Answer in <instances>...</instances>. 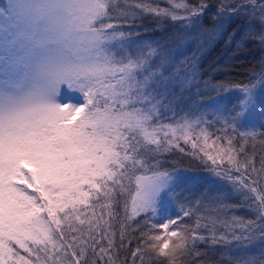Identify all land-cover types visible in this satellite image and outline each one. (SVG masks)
I'll use <instances>...</instances> for the list:
<instances>
[{"label":"snow or ice","instance_id":"1","mask_svg":"<svg viewBox=\"0 0 264 264\" xmlns=\"http://www.w3.org/2000/svg\"><path fill=\"white\" fill-rule=\"evenodd\" d=\"M118 7V0H9L0 7V264H120L119 250L125 240L131 242V232L139 230L131 222L141 213L154 216L164 197L174 195L188 179L176 167L162 170L157 159L173 150L184 153L181 141L191 145L190 155L212 176L228 179L238 191L256 194L249 197L256 219L220 220V207L211 209L216 216L198 214L200 200L181 205L183 217H195L194 225L179 223V216L151 224L147 232L141 231L132 264L137 259L145 264L148 253L164 258L166 264L179 260L195 264L207 255L195 251L198 241L210 246L235 244L240 255L230 264H264V248L243 251L253 232L264 234V192L252 187L264 175V155L257 169L254 157L238 159L244 147H236L235 136L210 131L218 123L222 128L217 132L235 133L242 141L252 138L254 133L239 129L251 123L258 110L257 85H215L224 93L235 92L238 101L231 109L216 105L210 113L213 121L185 116L171 124L157 123L159 114L144 92L148 78L143 83L137 79L147 70L145 61L125 53L122 25L111 22L135 19L136 12H117ZM171 7L170 11L148 3L126 5L173 21L198 19L208 5L200 3L185 17L175 14L189 10L183 0ZM228 7H218L221 19L212 34L236 15L248 17L249 24L255 20L264 29V0H241L226 13ZM259 42L264 44V32ZM249 75L259 76L258 83L264 84V58L261 72ZM75 93L82 99L62 102ZM260 111L264 118V109ZM233 169L254 173L257 179L250 183L239 175L233 179ZM125 180L132 190L126 189ZM126 191L124 216L116 231L112 221L117 214L112 209L118 204L117 193ZM101 199L107 203L101 204ZM81 206L108 209V219L103 212L81 219ZM218 226L225 229L219 236Z\"/></svg>","mask_w":264,"mask_h":264},{"label":"trees","instance_id":"2","mask_svg":"<svg viewBox=\"0 0 264 264\" xmlns=\"http://www.w3.org/2000/svg\"><path fill=\"white\" fill-rule=\"evenodd\" d=\"M5 1L0 0V5H4ZM159 2L162 1L160 0L156 4ZM183 2L188 5L189 10H175V14L180 17L190 15V10L198 8L200 3H204L208 7L198 19L173 21L170 17L144 15L135 8H126L128 4L144 3L142 0H118L117 12L120 10L136 12L137 18L111 22L121 24V28H125L123 32L133 34L138 41L146 42L150 48L149 53L152 54L148 53L144 58L147 70L143 71L142 75H138L137 79L143 83L144 77L148 78L144 85V92L149 96L159 114L156 117L157 123L168 124L185 116L189 119L204 116L207 120L213 121L214 117L210 113L214 110L212 104L216 100H226L227 103L231 99L238 101L235 92L224 93L215 89V85L222 83L231 86L256 84L255 99L258 110L253 113L251 123L245 122V126L239 129L252 132L255 135L243 141L235 133L229 132V136H235L234 142L238 149L241 145L244 147V153L239 155L238 159L244 161L254 157V166L259 169L260 158L264 155V118L260 111V109H264V84L258 83L259 76L253 78L249 74L261 72L264 44L259 42V38L264 29L257 21L253 20L249 24L248 17L236 15L226 18L224 29L212 34L210 30L221 19L217 15L218 7L222 4L229 5L228 8H225L227 13L236 4L241 3V0H183ZM171 6L162 3L156 8L171 11ZM126 53H131L132 58L140 54L137 49L135 53L134 49ZM141 106L137 105V107ZM181 147L185 149L184 153L173 150L171 153H164L157 157L162 162V170H171L176 167L186 173L188 177L177 187L174 195L165 196L163 199L170 215H172L171 218L177 219L179 216V223L185 226L194 225L195 217H183L180 206L187 207L192 202L200 200L202 207L198 214L216 216L217 213L211 209L220 207L221 211L218 214L220 220L230 217L243 220L256 219L255 203L249 198L256 194L248 193L246 189L238 191L236 189L239 186L234 187L228 179H217L212 176L208 168L190 155L191 145H185L181 141ZM225 166H227L226 162ZM139 174L150 173H137V175ZM230 175L233 179L238 175L242 178L247 177L246 182L249 183L252 179H257L256 174L245 172L243 169L240 173L233 169ZM124 183L126 189L132 190L127 180ZM132 186L134 187V178ZM252 187L257 188L258 192H264V175ZM116 199L118 204L113 205L112 210L117 214V219L112 223L114 230L118 231L119 220L124 216V201L128 199L127 191L123 195L117 193ZM90 203H94V200ZM100 203L104 204L107 201L101 199ZM107 211L108 209L102 210L98 206H81L78 214L81 219H86L93 212L97 217L103 212L105 219H108ZM156 214L153 216L151 213L147 215L141 213L131 222V227L136 229L139 225V230L131 232V242L125 240V247L119 250L120 264H132L131 253L138 246L137 240L141 231L147 232L151 224H158ZM146 219L149 221L148 224H145ZM74 223L79 226L78 222ZM222 232H225V229L218 226L216 234L219 236ZM200 234L208 235L209 233L201 231ZM246 235L248 234L246 233ZM262 235L264 234L259 231L253 232L249 238L250 242H244L247 247L243 251L257 253L261 248H264ZM228 238L231 239V236ZM116 244L119 246L118 236ZM195 251L207 253V255L198 257L195 264H230L233 258L240 255L235 244L219 243L210 246V242L205 244L198 241ZM20 252L21 255H26L23 250ZM144 259L145 264H149L150 260L155 264H166L164 258H157L152 253L146 254ZM136 264H140L139 259L136 260ZM177 264H183V260H179Z\"/></svg>","mask_w":264,"mask_h":264},{"label":"rangeland","instance_id":"3","mask_svg":"<svg viewBox=\"0 0 264 264\" xmlns=\"http://www.w3.org/2000/svg\"><path fill=\"white\" fill-rule=\"evenodd\" d=\"M158 1H160V0H142V2H144V3L151 4L152 7H154V8H156V6L161 5L162 3L172 5L173 3L182 2L181 0H166V1L161 0L162 2H159V4H156ZM8 3H9V0H6L5 4L2 6L0 5V7H3L5 5H7ZM179 10H183V9H179ZM123 30H125V28L119 29V31H122V32H123ZM123 33L125 34V38H126V42L124 45L125 53L127 51L128 52L132 51L133 49H134V53H135V50L137 49L138 52H140V54H137V56L133 59L139 58L141 60H144V58H146V56L148 55L149 50H150L148 44L146 42L138 41V39L133 34L130 35L129 33H125V32H123ZM78 99H82V97H80L79 93H75L72 95V97L70 99L66 96L62 102L72 103V102H76ZM235 103H237V101H235L234 99H231L230 102H228V103L226 100H223V101L216 100L212 104V106L215 107L216 105H220L222 109H231V107ZM143 106L144 105H142L141 107H143ZM173 122H174V120L171 123H173ZM171 123H168V124H171ZM221 128H222V124L213 123V126L210 128V131L215 132L216 135L229 136V132H225L223 130L219 131V132L216 131V129H221ZM222 143H223V141H222ZM144 175H148V174H144ZM29 191H31V190H29ZM156 215L158 217V223L166 222L167 218H171V216H172V215H170V212L168 210L167 205H165V203L163 201L158 205ZM172 219H173V217H172Z\"/></svg>","mask_w":264,"mask_h":264}]
</instances>
